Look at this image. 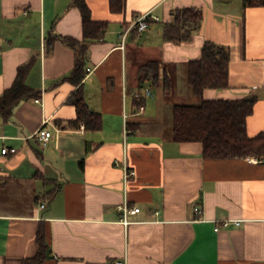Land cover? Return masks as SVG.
Wrapping results in <instances>:
<instances>
[{"label":"crops","instance_id":"obj_1","mask_svg":"<svg viewBox=\"0 0 264 264\" xmlns=\"http://www.w3.org/2000/svg\"><path fill=\"white\" fill-rule=\"evenodd\" d=\"M87 3L94 19L108 22L89 45L81 83L101 114L97 130L72 122L69 97L80 84L67 75L76 53L54 37L83 38L80 8L72 0H0V95L29 61L26 83L39 91L9 118L0 114V264L39 251V264H264V159H205L202 142L172 137L173 105L201 100L187 68L208 39L231 50L230 85L203 97L256 96L248 133L264 130V2L126 0L121 12L109 0ZM180 7L201 8L203 20L188 40L173 42L163 24ZM146 11L159 19L122 43L119 32ZM151 59L168 74V91L140 81L139 66ZM142 85L152 96L137 111L131 90ZM44 120L53 132L46 144L37 133ZM5 146L16 151L3 153ZM124 204L140 209L124 213Z\"/></svg>","mask_w":264,"mask_h":264},{"label":"trees","instance_id":"obj_2","mask_svg":"<svg viewBox=\"0 0 264 264\" xmlns=\"http://www.w3.org/2000/svg\"><path fill=\"white\" fill-rule=\"evenodd\" d=\"M126 0H109L110 8L121 12L125 9ZM244 5L261 3L264 0H242ZM72 4L80 8L83 21V38L71 35L55 34L70 46L76 53L75 64L70 75H67L79 87L69 97V102L76 106V117L73 123L83 122L85 128L97 130L102 126L101 114L93 111L85 101L81 83L85 76V63L89 45L102 37L107 29L106 20H96L92 17L87 0H72ZM203 20V10L197 7H180L172 11V17L163 24L165 39L173 42L188 40L194 30L198 29ZM231 50L229 46L206 40L202 46L201 55L189 60L187 68L188 82L193 92L201 97L195 103L178 102L172 108V137L176 141H200L203 145L202 155L205 159H226L256 155L264 159V130L255 135L248 133L247 120L252 114L256 96L249 95L240 98H204L203 92L209 87L224 88L230 85L229 62ZM30 61L18 66L12 85L0 95V114L9 118L14 106L23 98L37 97L39 91L26 83V73ZM142 83L161 86L168 91L171 81L168 74L162 70L157 59L142 63L138 70ZM138 103L144 102L142 96L136 98ZM137 103V104H138ZM40 245L47 246L44 233L39 231ZM44 254L39 253L25 258L22 264H39Z\"/></svg>","mask_w":264,"mask_h":264},{"label":"built area","instance_id":"obj_3","mask_svg":"<svg viewBox=\"0 0 264 264\" xmlns=\"http://www.w3.org/2000/svg\"><path fill=\"white\" fill-rule=\"evenodd\" d=\"M149 19H155L158 20L159 17L155 14H153L151 11H146L138 15L133 21H131L128 25H126L123 30L119 32V35L121 37L122 43L125 41L127 34L130 33L133 29H137L138 31H142L148 27L149 24ZM123 45V44H122ZM89 71L91 70L90 67L87 68ZM263 75H264V63H263ZM131 94L136 97H149L152 96V88L150 85H142L139 87H135L131 90ZM145 109V104L144 102H139L137 105V111H142ZM46 120H44V123L41 125V127L38 129V137L41 139V141L46 144L50 138L53 135L52 130L48 129L45 127ZM16 148L15 147H3L2 152L3 153H9V152H15ZM249 160H254V161H262V158H259L257 156L250 155L248 156ZM129 173L134 174V170L129 171L126 169L125 176H128ZM42 207L44 206V203L41 204ZM120 208L124 210V213L127 211L130 212H136L140 209L139 206H134V207H129L127 204L120 205ZM195 212L199 215L202 213V207L200 205H195L194 207ZM124 222L127 223V219L124 217ZM237 223L239 222L238 220L236 221ZM229 223V220H224L223 224L226 225ZM111 264H127L126 258L122 259H115L111 262Z\"/></svg>","mask_w":264,"mask_h":264},{"label":"rangeland","instance_id":"obj_4","mask_svg":"<svg viewBox=\"0 0 264 264\" xmlns=\"http://www.w3.org/2000/svg\"><path fill=\"white\" fill-rule=\"evenodd\" d=\"M175 84H176V81H175ZM177 87V86H176ZM199 97V96H198ZM185 99H183V100H185V102H191L189 99H186V97H184Z\"/></svg>","mask_w":264,"mask_h":264}]
</instances>
